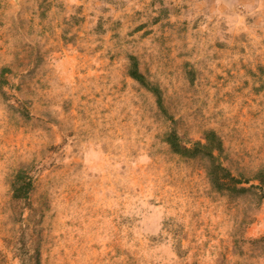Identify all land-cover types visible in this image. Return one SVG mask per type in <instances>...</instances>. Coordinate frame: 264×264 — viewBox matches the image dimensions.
<instances>
[{
	"label": "rangeland",
	"instance_id": "1",
	"mask_svg": "<svg viewBox=\"0 0 264 264\" xmlns=\"http://www.w3.org/2000/svg\"><path fill=\"white\" fill-rule=\"evenodd\" d=\"M173 128L264 166V0H0V264H264L261 192L213 188Z\"/></svg>",
	"mask_w": 264,
	"mask_h": 264
},
{
	"label": "trees",
	"instance_id": "2",
	"mask_svg": "<svg viewBox=\"0 0 264 264\" xmlns=\"http://www.w3.org/2000/svg\"><path fill=\"white\" fill-rule=\"evenodd\" d=\"M129 75L140 85L152 92L157 98V104L165 112L163 93L161 89L151 83L147 77L140 71L139 63L136 57H130ZM165 142L171 150L186 158H204L207 161V173L213 188L219 191L246 190L243 187L249 184L258 189L264 197V166L259 169L251 178L245 179L234 175L222 162L224 154V145L218 134L209 130L206 131L201 140L193 143L185 142L173 128L165 136ZM33 189V181L29 175L28 169L22 168L18 171L12 183L13 198L15 200H27Z\"/></svg>",
	"mask_w": 264,
	"mask_h": 264
}]
</instances>
